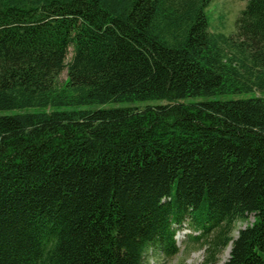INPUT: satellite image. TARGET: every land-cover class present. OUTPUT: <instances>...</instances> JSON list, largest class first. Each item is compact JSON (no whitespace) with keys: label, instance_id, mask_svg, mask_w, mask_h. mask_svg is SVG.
<instances>
[{"label":"trees","instance_id":"trees-1","mask_svg":"<svg viewBox=\"0 0 264 264\" xmlns=\"http://www.w3.org/2000/svg\"><path fill=\"white\" fill-rule=\"evenodd\" d=\"M240 1L225 37L211 0H0V264L170 259L187 220L201 264H264V95L220 99L264 93Z\"/></svg>","mask_w":264,"mask_h":264},{"label":"rangeland","instance_id":"rangeland-1","mask_svg":"<svg viewBox=\"0 0 264 264\" xmlns=\"http://www.w3.org/2000/svg\"><path fill=\"white\" fill-rule=\"evenodd\" d=\"M245 8V2L240 0H211L210 4L205 9V14L208 21L209 31L212 34H221L229 37L235 32V23L241 11ZM70 57V56H69ZM68 57V58H69ZM66 81V71H64L58 80V86H62ZM264 93L251 92L242 94H230L221 97L222 100L262 97ZM198 99H187V102L197 101ZM166 101H148V102H133L118 105H84L74 108V110L82 111H96L100 109H107L116 106H131L142 109L146 106L164 105ZM253 219L249 217L246 222H236L233 225L232 237L236 238L239 230L244 229L250 225ZM199 232L194 230L187 220L175 235L176 247L178 253L172 258H165L163 254L155 250H148L145 254L144 261L146 264H201L205 257V248H202L200 243L195 242L192 237L198 236ZM228 249L226 248L218 255V263L223 264L228 260Z\"/></svg>","mask_w":264,"mask_h":264},{"label":"bare ground","instance_id":"bare-ground-1","mask_svg":"<svg viewBox=\"0 0 264 264\" xmlns=\"http://www.w3.org/2000/svg\"><path fill=\"white\" fill-rule=\"evenodd\" d=\"M228 248H229V247H228ZM229 250H230V248H229V249H228V251H227V252H228V254H229ZM228 254H227V255H228Z\"/></svg>","mask_w":264,"mask_h":264}]
</instances>
